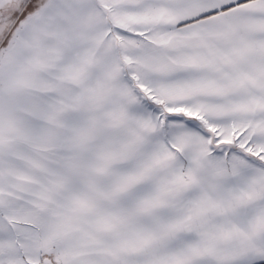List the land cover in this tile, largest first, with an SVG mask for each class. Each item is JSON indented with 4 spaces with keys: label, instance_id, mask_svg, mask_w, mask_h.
I'll list each match as a JSON object with an SVG mask.
<instances>
[{
    "label": "snow or ice",
    "instance_id": "obj_1",
    "mask_svg": "<svg viewBox=\"0 0 264 264\" xmlns=\"http://www.w3.org/2000/svg\"><path fill=\"white\" fill-rule=\"evenodd\" d=\"M0 264H264V0H0Z\"/></svg>",
    "mask_w": 264,
    "mask_h": 264
}]
</instances>
